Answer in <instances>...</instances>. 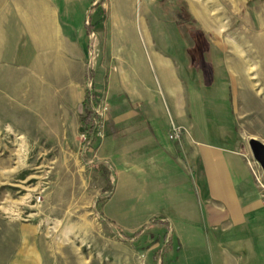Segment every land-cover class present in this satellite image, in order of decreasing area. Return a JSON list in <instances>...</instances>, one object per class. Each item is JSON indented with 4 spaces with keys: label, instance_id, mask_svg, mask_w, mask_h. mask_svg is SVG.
<instances>
[{
    "label": "rangeland",
    "instance_id": "rangeland-1",
    "mask_svg": "<svg viewBox=\"0 0 264 264\" xmlns=\"http://www.w3.org/2000/svg\"><path fill=\"white\" fill-rule=\"evenodd\" d=\"M100 2L118 25L144 21L153 48L175 58L183 100L194 91L204 96L213 128L252 150V171L264 183L251 146L264 144V0ZM99 43L97 52L90 47L88 60L103 59ZM6 75L13 81L5 82ZM20 83L19 72H0V264H164L166 229L151 224L158 216L145 214L140 182L119 190L117 178L94 167L102 156L86 147L82 103H70L67 114L60 106L54 114L43 112L40 100L59 103L60 90ZM86 89L102 94L91 109L104 119L110 111L107 87ZM166 90L159 86L157 102L179 128V139L171 141L188 165L190 132L172 115ZM222 97V105L212 104ZM50 114L62 117L59 125ZM98 129L105 139V123L99 120ZM141 229L136 240L123 233Z\"/></svg>",
    "mask_w": 264,
    "mask_h": 264
},
{
    "label": "crops",
    "instance_id": "crops-1",
    "mask_svg": "<svg viewBox=\"0 0 264 264\" xmlns=\"http://www.w3.org/2000/svg\"><path fill=\"white\" fill-rule=\"evenodd\" d=\"M97 40L103 59L90 61ZM1 71L19 72L20 88L60 90L59 103L40 100L52 114L57 106L66 114L70 103L84 106L90 85L107 87L110 111L100 118L106 138L94 140L102 156L94 164L117 178L119 190L140 182L145 214L166 229L164 264H264V204L252 150L213 128L204 96L194 91L183 100L174 56L153 48L141 18L118 25L100 0H0ZM159 86L189 129L188 165L170 139L175 122L158 105ZM218 99L212 104L222 105ZM52 114L59 125L62 117Z\"/></svg>",
    "mask_w": 264,
    "mask_h": 264
},
{
    "label": "trees",
    "instance_id": "trees-1",
    "mask_svg": "<svg viewBox=\"0 0 264 264\" xmlns=\"http://www.w3.org/2000/svg\"><path fill=\"white\" fill-rule=\"evenodd\" d=\"M88 78H93L94 77V71L93 70H88L87 74ZM99 96L98 94H93L90 90L87 91L86 93V98L84 101V107L86 109L85 115L82 116L81 122L83 125V129L86 133V140L85 144L87 148L94 147V140L98 137V130H97V125L95 121L99 117L92 109L91 106L94 105L96 97ZM94 167L101 173L105 174L109 179H110V174L107 169H104L100 163L94 164ZM108 197L101 198L98 201L105 202L107 201ZM162 224L160 219H155L151 222V224ZM165 224V223H163ZM142 229L139 230L137 233L134 235H129L123 230V233L126 234V237L128 239L136 240L138 239L141 234H142Z\"/></svg>",
    "mask_w": 264,
    "mask_h": 264
},
{
    "label": "built area",
    "instance_id": "built-area-1",
    "mask_svg": "<svg viewBox=\"0 0 264 264\" xmlns=\"http://www.w3.org/2000/svg\"><path fill=\"white\" fill-rule=\"evenodd\" d=\"M96 113V112H95ZM97 114V113H96ZM99 117L97 118V120L95 121L96 125H97V130H98V135H102L101 134V130L98 129V121L100 120V115H98ZM179 128L177 126H172L171 132H170V139L172 140H177L179 139ZM257 176V180L259 183V187L261 189V194H262V202L264 204V183L261 181L260 177L257 175L256 172H254Z\"/></svg>",
    "mask_w": 264,
    "mask_h": 264
},
{
    "label": "water",
    "instance_id": "water-1",
    "mask_svg": "<svg viewBox=\"0 0 264 264\" xmlns=\"http://www.w3.org/2000/svg\"><path fill=\"white\" fill-rule=\"evenodd\" d=\"M251 146H252L255 157L264 166V144L257 142V141H252Z\"/></svg>",
    "mask_w": 264,
    "mask_h": 264
},
{
    "label": "bare ground",
    "instance_id": "bare-ground-1",
    "mask_svg": "<svg viewBox=\"0 0 264 264\" xmlns=\"http://www.w3.org/2000/svg\"><path fill=\"white\" fill-rule=\"evenodd\" d=\"M240 65H238V67H239ZM241 67V66H240ZM243 70H244V68H243ZM243 72V71H242Z\"/></svg>",
    "mask_w": 264,
    "mask_h": 264
}]
</instances>
